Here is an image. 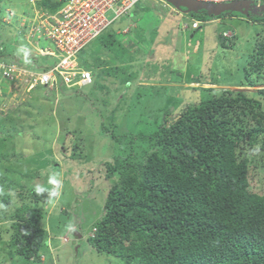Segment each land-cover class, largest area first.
<instances>
[{
    "label": "rangeland",
    "instance_id": "rangeland-1",
    "mask_svg": "<svg viewBox=\"0 0 264 264\" xmlns=\"http://www.w3.org/2000/svg\"><path fill=\"white\" fill-rule=\"evenodd\" d=\"M36 8L31 0H0V67L16 68L12 78L0 75V179L21 178L23 187V191H10L9 205L0 199V264H113L86 240L101 220L112 185L103 178L104 163L115 152L121 153L108 133L150 134L156 123H163L166 112L173 117L189 105L197 107L198 95L203 100L217 91L245 89L234 86L248 79L244 71L250 70L247 63L257 51L264 23L232 11L209 20L201 10L182 14L166 0H145L98 38L108 48L120 42L126 57H133L127 67L128 74L135 75L131 83L100 75L93 85V70L101 73L107 66L95 67L94 58L105 63L110 58L95 40L76 55L79 69L91 75L89 84L69 88L58 78L51 85L32 88L39 73L55 66L53 55L39 53V49L54 53V46L30 31L40 27ZM258 17L264 18V12ZM192 20L198 22L197 29L191 28ZM132 39L140 42L139 50ZM39 57L47 58L45 72L34 64ZM87 61L89 68L82 66ZM259 89H264V83L247 91ZM97 110L104 119L96 115ZM136 145L138 154L149 147L147 141ZM54 171L60 173L61 194L44 207L47 242L40 250V262L12 258L7 252L13 234L11 216L16 207L25 206L18 194L36 185L54 188L48 184ZM63 209L66 215L59 214Z\"/></svg>",
    "mask_w": 264,
    "mask_h": 264
},
{
    "label": "trees",
    "instance_id": "trees-1",
    "mask_svg": "<svg viewBox=\"0 0 264 264\" xmlns=\"http://www.w3.org/2000/svg\"><path fill=\"white\" fill-rule=\"evenodd\" d=\"M66 1L39 0L36 5L54 14ZM248 19L264 23L258 16ZM261 32L247 63L250 70L244 71L248 79L234 87L264 83ZM99 42L110 58L108 63L94 58L95 67L107 66L101 73L93 70V85L100 75L131 83L135 75L127 67L133 57H126L120 42L110 48ZM46 59L35 61L39 72L49 69ZM82 66L90 67L88 61ZM214 93L203 100L198 95L197 107L189 105L173 117L166 112L150 134L117 136L102 130L121 153L104 163L103 178L112 185L101 220L86 239L95 253L113 264H264V89ZM145 141L149 147L138 154L136 144ZM257 147L259 154H254ZM20 180L0 179L3 205L11 203L10 191H23ZM21 194L25 206L11 216L7 252L27 263L40 262L47 242L42 221L48 218V193L37 196L32 189Z\"/></svg>",
    "mask_w": 264,
    "mask_h": 264
},
{
    "label": "built area",
    "instance_id": "built-area-1",
    "mask_svg": "<svg viewBox=\"0 0 264 264\" xmlns=\"http://www.w3.org/2000/svg\"><path fill=\"white\" fill-rule=\"evenodd\" d=\"M39 0H31L37 2ZM145 0H67L63 7L54 14L37 7L40 27L33 25L32 35L43 38L41 42L52 44L55 52L40 50L42 55H53L55 66L47 73H39L32 81V88L37 85L48 86L59 78L67 87L84 86L91 82V75L81 71L76 62V55L92 41L110 28L120 18L130 15L131 9ZM160 1V0H159ZM207 4H228L236 1H250L256 6L264 5V0H193ZM36 12V13H37ZM36 22V20H35ZM38 24V23H37ZM188 29V25H182ZM198 22L191 21V28L197 29ZM41 43H36L38 48ZM14 66L0 67V75L12 78ZM23 74V72H21ZM31 77V76H30ZM32 78V77H31ZM27 87V90L32 88Z\"/></svg>",
    "mask_w": 264,
    "mask_h": 264
},
{
    "label": "water",
    "instance_id": "water-1",
    "mask_svg": "<svg viewBox=\"0 0 264 264\" xmlns=\"http://www.w3.org/2000/svg\"><path fill=\"white\" fill-rule=\"evenodd\" d=\"M166 3L172 5L182 14L196 13L199 10L205 12L208 17H219L222 12H242L245 16H259L264 12V5L256 6L250 1H236L228 4H207L193 0H166ZM247 91V89H235Z\"/></svg>",
    "mask_w": 264,
    "mask_h": 264
},
{
    "label": "clouds",
    "instance_id": "clouds-1",
    "mask_svg": "<svg viewBox=\"0 0 264 264\" xmlns=\"http://www.w3.org/2000/svg\"><path fill=\"white\" fill-rule=\"evenodd\" d=\"M253 153L254 154H259V147L253 149ZM60 173L59 172H53L52 175L49 176L48 179V184L54 185L55 187L52 189H49L43 185H36L35 186V194L37 196H41L43 195L45 192L48 193V200L47 203L48 204H54L55 200L52 199V197H58L60 196V188L62 186V181L60 179H57V177H59Z\"/></svg>",
    "mask_w": 264,
    "mask_h": 264
},
{
    "label": "crops",
    "instance_id": "crops-1",
    "mask_svg": "<svg viewBox=\"0 0 264 264\" xmlns=\"http://www.w3.org/2000/svg\"><path fill=\"white\" fill-rule=\"evenodd\" d=\"M128 29V28H127ZM191 29V28H190ZM139 41H135L134 39H132V44L139 50V48H140V45H139ZM152 43H150V45H151ZM148 55H149V53H148ZM44 89V88H43ZM57 89V88H56ZM56 89H54L55 91H56Z\"/></svg>",
    "mask_w": 264,
    "mask_h": 264
},
{
    "label": "bare ground",
    "instance_id": "bare-ground-1",
    "mask_svg": "<svg viewBox=\"0 0 264 264\" xmlns=\"http://www.w3.org/2000/svg\"><path fill=\"white\" fill-rule=\"evenodd\" d=\"M193 21H195V20H193ZM197 22V21H196ZM198 28V27H197ZM224 36L226 37V35L224 34Z\"/></svg>",
    "mask_w": 264,
    "mask_h": 264
}]
</instances>
